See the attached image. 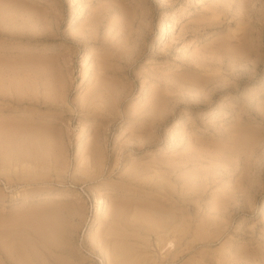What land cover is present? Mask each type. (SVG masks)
I'll use <instances>...</instances> for the list:
<instances>
[{"label": "rangeland", "instance_id": "rangeland-1", "mask_svg": "<svg viewBox=\"0 0 264 264\" xmlns=\"http://www.w3.org/2000/svg\"><path fill=\"white\" fill-rule=\"evenodd\" d=\"M0 264H264V0H0Z\"/></svg>", "mask_w": 264, "mask_h": 264}]
</instances>
